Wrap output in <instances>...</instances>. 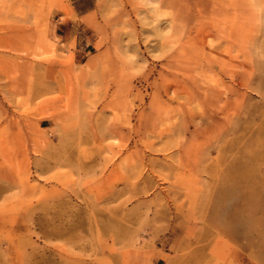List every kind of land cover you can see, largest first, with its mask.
<instances>
[{"label":"rangeland","instance_id":"rangeland-1","mask_svg":"<svg viewBox=\"0 0 264 264\" xmlns=\"http://www.w3.org/2000/svg\"><path fill=\"white\" fill-rule=\"evenodd\" d=\"M0 264H264V0H0Z\"/></svg>","mask_w":264,"mask_h":264},{"label":"bare ground","instance_id":"bare-ground-1","mask_svg":"<svg viewBox=\"0 0 264 264\" xmlns=\"http://www.w3.org/2000/svg\"><path fill=\"white\" fill-rule=\"evenodd\" d=\"M234 217V216H233ZM230 218V217H229Z\"/></svg>","mask_w":264,"mask_h":264}]
</instances>
